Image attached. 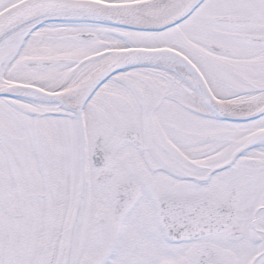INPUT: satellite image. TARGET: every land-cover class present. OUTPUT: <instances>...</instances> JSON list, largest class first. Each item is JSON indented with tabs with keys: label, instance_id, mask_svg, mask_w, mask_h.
Segmentation results:
<instances>
[{
	"label": "snow or ice",
	"instance_id": "obj_1",
	"mask_svg": "<svg viewBox=\"0 0 264 264\" xmlns=\"http://www.w3.org/2000/svg\"><path fill=\"white\" fill-rule=\"evenodd\" d=\"M0 264H264V0H0Z\"/></svg>",
	"mask_w": 264,
	"mask_h": 264
}]
</instances>
